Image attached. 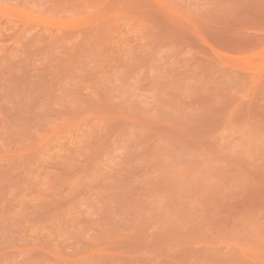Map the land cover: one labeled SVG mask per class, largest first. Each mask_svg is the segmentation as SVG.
Masks as SVG:
<instances>
[{"label": "rangeland", "instance_id": "1", "mask_svg": "<svg viewBox=\"0 0 264 264\" xmlns=\"http://www.w3.org/2000/svg\"><path fill=\"white\" fill-rule=\"evenodd\" d=\"M0 264H264V0H0Z\"/></svg>", "mask_w": 264, "mask_h": 264}]
</instances>
